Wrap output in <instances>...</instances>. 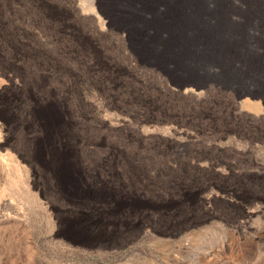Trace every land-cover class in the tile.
<instances>
[{
	"label": "rangeland",
	"instance_id": "374dc122",
	"mask_svg": "<svg viewBox=\"0 0 264 264\" xmlns=\"http://www.w3.org/2000/svg\"><path fill=\"white\" fill-rule=\"evenodd\" d=\"M88 8L0 0V264H264V92L183 93Z\"/></svg>",
	"mask_w": 264,
	"mask_h": 264
},
{
	"label": "bare ground",
	"instance_id": "6f19581e",
	"mask_svg": "<svg viewBox=\"0 0 264 264\" xmlns=\"http://www.w3.org/2000/svg\"><path fill=\"white\" fill-rule=\"evenodd\" d=\"M96 1L97 8L88 9L100 30L123 32L134 55L179 91L201 96L216 67L214 83L236 86L237 97L257 98L264 92V0ZM253 83L258 86L248 87ZM64 114L47 102L33 112L42 139L58 130L64 134ZM59 162L64 167L63 158Z\"/></svg>",
	"mask_w": 264,
	"mask_h": 264
}]
</instances>
